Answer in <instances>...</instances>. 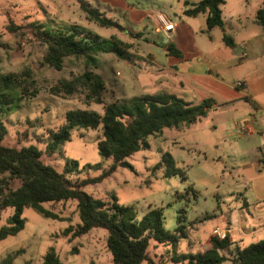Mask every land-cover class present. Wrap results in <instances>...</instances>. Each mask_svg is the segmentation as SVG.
<instances>
[{"label":"rangeland","instance_id":"rangeland-1","mask_svg":"<svg viewBox=\"0 0 264 264\" xmlns=\"http://www.w3.org/2000/svg\"><path fill=\"white\" fill-rule=\"evenodd\" d=\"M86 1L103 11V5L97 6L95 0ZM125 1L129 8L160 9L170 14L178 13L186 5V0ZM226 1L224 28L229 31L226 34L231 36L235 51L242 52V40L251 34L255 25L247 23L238 28L237 23L229 19V13L245 10L240 5L243 0ZM113 3H116V8L103 12L121 24L123 30L101 27L89 20L80 9L78 0H0V72L28 71L30 75L25 78V84L32 82L30 89L38 91L2 117L7 129L4 145L17 148L34 145L44 151L49 130H56L63 124L67 110L89 109L101 114L105 104L138 94L128 79L131 64H139L144 59L146 68L154 67L146 57L147 53H155L159 60L164 56L146 44L147 37L159 46L168 44V41L163 35L155 34L149 28L145 31L139 29V25L128 20L127 14L131 10L121 8L122 0ZM250 6L251 3L248 9ZM9 21L21 27L12 32L7 29ZM31 22L43 23L46 27L76 26L84 32L109 39L103 45L110 44L117 49L96 54L94 65L86 64L83 58L66 56L61 68L56 69L44 61L46 46L33 39ZM139 30L144 31L147 37H143ZM121 50L123 55L119 56ZM255 51L258 56L255 55L254 61L245 62L246 54L242 58L244 61L225 69L234 77L239 74L246 76L248 72L250 76L246 80L255 85L251 92L248 89L251 99L209 109L205 116L191 124L164 128L159 134L147 138V147L127 157L132 169L117 167L102 182L83 187L86 193L103 200L114 195L118 204L132 206L138 218L150 208H161L163 229L174 234L177 240L175 244L150 241L148 255L154 264H178L174 262L178 254L204 251L219 210L228 212L242 203L238 191H243L246 186L240 172L232 168L241 160L227 151L236 144L241 149L254 148L253 152L262 151L264 154V53L260 55L258 50ZM134 70L139 72V69ZM84 72L102 77V104L87 100L84 91L78 87L70 94L64 91L52 93V90L61 88L62 81L73 80ZM246 126L253 128L254 132L246 134ZM98 137L99 128H73L69 140L60 144L53 155L42 153L41 158L58 171H63L72 183L97 176L112 162L98 153ZM164 152L170 153L175 166L184 171L186 179L180 174L166 177L163 167L153 168ZM258 155L261 158L260 152ZM67 161L77 163L71 172L64 171ZM42 206L59 218L45 216L30 206L24 207L21 212L23 228L0 240V264L6 257H9L6 264H43V255L50 247L54 248L62 264H113L106 247L105 229L92 228L68 241L79 223L75 200L44 202ZM12 211L11 207L0 209V227L7 224ZM66 228L71 229L68 234L64 233ZM249 244V240H245L238 246L242 249ZM72 248H76L75 253L70 252ZM225 254L227 259L221 264H236L229 258V252ZM140 264L149 263L143 260Z\"/></svg>","mask_w":264,"mask_h":264},{"label":"trees","instance_id":"trees-1","mask_svg":"<svg viewBox=\"0 0 264 264\" xmlns=\"http://www.w3.org/2000/svg\"><path fill=\"white\" fill-rule=\"evenodd\" d=\"M80 9L87 18L101 27L123 30L116 20L108 18L98 8L86 0H78ZM223 0H199L191 3L184 10L185 15L195 16L206 13V31L214 27H223L220 5ZM262 7L255 12V22L264 32V0ZM32 36L35 41L46 46L44 61L60 69L66 56L83 58L86 64H95V55L100 52L115 51L117 48L103 43L109 39L101 38L91 32H84L76 26L59 25L51 27L32 24ZM21 27V26H18ZM17 26L9 21L7 29L14 31ZM226 45H232L229 35L223 34ZM123 55V51L119 56ZM30 73L0 72V209L12 208L7 224L0 227V240L7 235H14L23 228L22 209L33 207L45 216L59 218L46 210L42 203L75 200L79 223L72 230L68 241L89 232L92 228L107 231L106 247L111 254L113 264H140L147 260L154 264L148 255L151 240L159 243H176V236L163 229L161 208H150L140 218L136 216L132 206L117 203L114 195L109 200L94 197L83 190L87 185L102 182L117 167L132 169L126 160L132 153L147 147V138L159 134L164 128L177 127L180 124H191L205 116L210 101L205 99L192 104L169 93L141 94L129 98L115 100L104 105L100 114L89 109H69L65 112L64 122L56 130H49L44 151L34 145L17 148L3 144L7 133L2 117L17 109L26 98L38 91L25 84ZM60 89L52 93L64 91L70 94L75 87L81 88L85 98L96 104L103 103L102 92L104 81L99 74L84 72L68 82L62 81ZM73 128L100 129L97 138L98 153L103 158L112 160L108 168L94 177H86L75 183L68 181L64 172L45 163L41 155H53L60 144L69 140ZM73 166V167H72ZM77 167L76 162H66L64 171L71 172ZM163 167L166 177L180 174L186 179L184 171L175 166L168 152H164L154 169ZM179 229V226L178 228ZM70 228L64 233L68 234ZM211 247L202 252L180 253L174 257L178 264H221L227 258L221 253L229 244L225 237L221 240L212 236ZM76 248L70 250L75 253ZM6 257L1 264L9 261ZM236 264H264V240L250 243L242 249L237 248L233 259ZM43 264H62L54 248L47 249L42 258ZM9 264V263H8ZM27 264V263H26Z\"/></svg>","mask_w":264,"mask_h":264},{"label":"crops","instance_id":"crops-1","mask_svg":"<svg viewBox=\"0 0 264 264\" xmlns=\"http://www.w3.org/2000/svg\"><path fill=\"white\" fill-rule=\"evenodd\" d=\"M113 1L115 0H95V3L97 6L103 5L104 9L102 10L105 11L111 10L112 7L116 8L114 7L116 3L114 4ZM197 1L199 0H186L185 7L178 13L170 14L160 9L153 11L134 6L129 8L128 3L122 0V7H120L131 10L127 14L128 20L139 25V29L145 31L149 28L155 34L163 35L168 41V44L159 46L156 41L148 39L144 31L139 30L143 37H147L146 44L154 50L161 51L164 59L159 60L155 53H147L146 57L154 64L152 68H146L144 59L139 64L133 62L130 66V78H128L133 84V90L138 93L137 95L169 93L192 104L207 99L211 105L208 111L234 104L242 99H251L250 92L255 85L246 80L250 76L248 72L246 76L239 74L238 77H234V75L228 74L225 69L244 61L242 58L246 54L245 62L248 63L250 59L254 61L258 56L255 50H258L260 55L264 53V37L262 36L264 32L255 22V12L262 7V0H243L240 5L245 10L229 13V19L235 21L238 28H243L247 23L255 25L251 34L242 40L244 48L242 52L235 51L233 40V44L228 46L222 39L223 34L229 32L224 28L223 8L227 1L223 0L220 5L223 27H214L209 31H206V13H198L195 16L184 14V10L189 8L191 3ZM250 3L251 6L248 9ZM158 15H163L167 20L172 21L174 29L164 31L159 27V31H157V26H160ZM242 53L245 55L241 57ZM236 59L239 62H236ZM134 69H139V72L137 73ZM237 80L243 81L242 86L235 84ZM253 132L252 128V131L246 132V134L250 135ZM229 148L227 152L241 160L240 164L232 165V168H236L235 171L240 172L239 176L242 177L246 188L243 191H238L242 197L241 204L236 205L228 212L219 210L215 226L207 237L206 249L211 247L210 238L213 229L215 227L222 228L225 230L230 244L221 253L227 258L225 252H229V258L233 260L236 250L239 248V242L249 240L250 243H253L260 239L264 240V154L259 151L260 158L258 151H252L254 148L241 149L236 144ZM260 160L262 164H260ZM217 208H219V203Z\"/></svg>","mask_w":264,"mask_h":264},{"label":"built area","instance_id":"built-area-1","mask_svg":"<svg viewBox=\"0 0 264 264\" xmlns=\"http://www.w3.org/2000/svg\"><path fill=\"white\" fill-rule=\"evenodd\" d=\"M157 18H158V21L160 22V24H159L160 26H157V29H156L157 31H159V27H161L162 30H164V31H171V30L174 29V23L172 21H170V20H167L163 15H158ZM244 55H245V53H242L241 57L244 56ZM235 84L237 86H242L243 81L242 80H237L235 82ZM245 129H246V132H251L252 131V128L249 127V126H246ZM225 235H226V232H225L224 229L219 228V227H215L213 229L212 236L216 237L217 239L221 240V239H223L225 237Z\"/></svg>","mask_w":264,"mask_h":264},{"label":"water","instance_id":"water-1","mask_svg":"<svg viewBox=\"0 0 264 264\" xmlns=\"http://www.w3.org/2000/svg\"><path fill=\"white\" fill-rule=\"evenodd\" d=\"M263 166H264V162H263Z\"/></svg>","mask_w":264,"mask_h":264}]
</instances>
